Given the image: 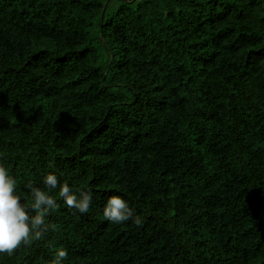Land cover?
<instances>
[{"label": "trees", "instance_id": "trees-1", "mask_svg": "<svg viewBox=\"0 0 264 264\" xmlns=\"http://www.w3.org/2000/svg\"><path fill=\"white\" fill-rule=\"evenodd\" d=\"M0 165L60 203L0 264H264V0H0Z\"/></svg>", "mask_w": 264, "mask_h": 264}, {"label": "clouds", "instance_id": "clouds-1", "mask_svg": "<svg viewBox=\"0 0 264 264\" xmlns=\"http://www.w3.org/2000/svg\"><path fill=\"white\" fill-rule=\"evenodd\" d=\"M16 179L11 176L8 169L0 165V253L8 256L22 245L30 246L34 241L40 240L48 231L49 224L45 217L59 208L57 198L29 183L26 187L30 191L31 201L23 202L16 193ZM47 189H58L59 200L68 208H74L80 213H87L92 204L90 190H78L74 193L67 182L60 183L59 178L49 172L44 177ZM103 216L106 220L120 224L130 219L133 223H142L139 216H135L128 202L119 195L110 196L103 207ZM64 248L55 250L50 264H64L67 258Z\"/></svg>", "mask_w": 264, "mask_h": 264}, {"label": "water", "instance_id": "water-1", "mask_svg": "<svg viewBox=\"0 0 264 264\" xmlns=\"http://www.w3.org/2000/svg\"><path fill=\"white\" fill-rule=\"evenodd\" d=\"M106 5V2L104 3V6Z\"/></svg>", "mask_w": 264, "mask_h": 264}]
</instances>
